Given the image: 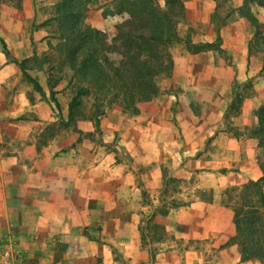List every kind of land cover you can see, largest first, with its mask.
<instances>
[{
    "label": "crops",
    "instance_id": "obj_1",
    "mask_svg": "<svg viewBox=\"0 0 264 264\" xmlns=\"http://www.w3.org/2000/svg\"><path fill=\"white\" fill-rule=\"evenodd\" d=\"M30 13L28 0L21 8L0 10V48L6 47L18 62L32 55L26 33ZM91 26L99 28L97 23ZM36 34L31 36L37 43L44 42ZM40 72L28 71V76L41 94L47 89L51 94L54 88ZM223 74L220 83L200 84L191 76L180 81L173 70L172 86L187 91L177 116L207 114L215 121L224 114L231 134L213 132L203 149L196 140L192 148L200 151L179 163L169 165L163 159L162 166H169L184 185L177 194L183 204L153 216L158 237L142 246L139 165L115 157L122 144L141 141L140 117L105 113L97 116L98 130L95 119L65 124L68 103L67 118L55 115L59 101L32 91L0 49V249L18 252L22 264H261L256 257H241L235 199L231 207L223 202L227 191L235 198L248 180L263 174L256 140L242 130L257 121L264 102V70L257 74L256 66L240 61L236 71L226 68ZM147 106L149 123L173 114L155 103ZM137 107L141 111L146 106ZM147 134L154 139L151 148L161 136L169 139L164 150L171 147L172 137L166 133L154 129ZM223 167H231V177L218 172Z\"/></svg>",
    "mask_w": 264,
    "mask_h": 264
},
{
    "label": "rangeland",
    "instance_id": "obj_2",
    "mask_svg": "<svg viewBox=\"0 0 264 264\" xmlns=\"http://www.w3.org/2000/svg\"><path fill=\"white\" fill-rule=\"evenodd\" d=\"M32 2V13L28 15V26L26 33H30V45L32 55L25 57L20 62L13 59L6 47L1 46L6 62H13L21 71L22 79L31 86L32 91H38V86L29 80L28 71L41 70L45 76L46 84H51L54 88L49 94V89L44 90L45 100L57 99L59 104L55 105V115L66 116L65 104L74 95L76 82L72 79V72L67 66L60 64L61 58L55 46L59 41V31L57 24L51 20L53 4L58 0H28ZM160 7H168L173 12L176 19L175 30L177 38L167 45L170 55L171 68L168 74L161 73L156 77L158 91L147 101H139L135 104L136 112L124 108L117 101H109L108 97L95 98L93 93L83 95L78 98V103L70 109L68 120L75 119H95L93 123L95 130L99 129L97 116L105 113L120 112L123 114H134L140 117L139 130L144 131L141 141L137 145L128 146L122 144L123 150L116 159L127 163L139 165L140 171V205L143 207V219L139 225L141 234V245L147 246V240H155L158 237V223L153 216L162 214L167 209L174 206H181L183 201L177 194L182 190L183 183L180 179L170 173L169 166L163 159L167 157L169 165L179 163L183 157L191 156L203 149L211 140V136L220 132H230L231 122L223 116L215 121L210 116L197 115L177 116L178 110H183L181 102L186 99L187 91L183 88L172 86L173 70H177L180 81L186 82L195 78L200 84L210 82L220 83L223 72L227 68L236 71V66L240 61H245L250 67H257V74L264 70V49L262 44L253 45L255 27L243 16L241 11L250 12L259 23L258 33L264 37V0H149ZM24 0H1L0 10L4 7L21 8ZM85 8L81 13V23L92 28L91 23H97L99 28H95L104 34L107 44L111 43L116 33L115 26L127 17L128 9L131 8L128 0H87ZM41 36L44 42L37 43L32 33ZM35 35V34H34ZM189 41V42H188ZM250 44V46H249ZM107 58L114 63L119 59L115 52H108ZM40 72V75H41ZM190 72V76L185 75ZM26 74V75H25ZM28 76V77H27ZM264 76V75H263ZM264 82V77H263ZM174 84V83H173ZM263 98V97H262ZM171 102V104H170ZM155 103L161 109L170 110L173 114L161 118V122L149 123L146 115L148 104ZM137 105L146 107L139 110ZM200 107H192L198 110ZM261 109L264 111V102ZM206 110V109H205ZM175 114V115H174ZM196 116V117H195ZM224 118V119H223ZM63 123H60V126ZM256 122H249L242 132L248 134L256 140V158L259 173H264V148L260 146L258 140L251 135V129ZM157 132L169 135L171 147L164 150L163 136L156 138L155 149L151 148L154 141L148 137V132ZM196 134L200 138H194ZM200 146L199 150L192 147ZM173 158L175 160H173ZM219 173L231 177V167L220 168ZM245 184L241 191L232 198L231 191L226 192L225 206L233 210L237 204L242 203L247 209H255L262 215L264 220V209L259 203V192L264 199V176L257 181V184ZM242 192V197L239 194ZM252 207V208H249ZM152 216L151 218H149ZM149 218V219H148ZM264 242V232L261 233ZM154 249V248H152ZM5 252H7L5 254ZM153 254V251H152ZM0 264H22L19 253L12 249H0Z\"/></svg>",
    "mask_w": 264,
    "mask_h": 264
},
{
    "label": "trees",
    "instance_id": "obj_3",
    "mask_svg": "<svg viewBox=\"0 0 264 264\" xmlns=\"http://www.w3.org/2000/svg\"><path fill=\"white\" fill-rule=\"evenodd\" d=\"M128 1L131 5L128 15L115 26L116 33L109 44L105 42L103 33L81 23V13L87 0H58L53 4L49 19L57 24L59 31L55 49L61 58L60 64L68 67L76 82L74 95L68 101V114L80 96L90 93L95 98L108 97L109 101H117L124 108L136 112L137 102L149 100L158 91L156 77L169 73L171 63L167 45L177 38L172 10L149 0ZM241 12L256 29L252 44H262L264 49V37L258 33L260 25L256 18L248 11ZM108 52L117 53L119 59L115 63L109 60ZM251 135L264 148L263 109L257 112ZM263 176L264 173L251 184L256 185ZM239 197H242V192ZM259 203L264 209L261 191ZM233 215L236 235L242 243L241 257H256L264 264L261 236L264 220L261 213L239 203Z\"/></svg>",
    "mask_w": 264,
    "mask_h": 264
},
{
    "label": "built area",
    "instance_id": "obj_4",
    "mask_svg": "<svg viewBox=\"0 0 264 264\" xmlns=\"http://www.w3.org/2000/svg\"><path fill=\"white\" fill-rule=\"evenodd\" d=\"M7 252H5V254H6Z\"/></svg>",
    "mask_w": 264,
    "mask_h": 264
}]
</instances>
